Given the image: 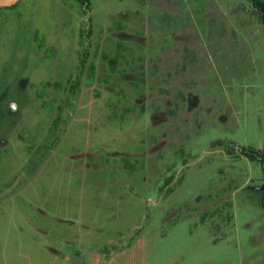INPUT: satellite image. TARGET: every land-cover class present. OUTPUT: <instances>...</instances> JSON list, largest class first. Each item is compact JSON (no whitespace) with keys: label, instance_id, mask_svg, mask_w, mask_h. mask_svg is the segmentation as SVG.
<instances>
[{"label":"rangeland","instance_id":"obj_1","mask_svg":"<svg viewBox=\"0 0 264 264\" xmlns=\"http://www.w3.org/2000/svg\"><path fill=\"white\" fill-rule=\"evenodd\" d=\"M263 152L245 0L0 7V264H264Z\"/></svg>","mask_w":264,"mask_h":264},{"label":"trees","instance_id":"obj_2","mask_svg":"<svg viewBox=\"0 0 264 264\" xmlns=\"http://www.w3.org/2000/svg\"><path fill=\"white\" fill-rule=\"evenodd\" d=\"M80 4L88 0H77ZM251 8L252 14L257 18L258 22L264 26V0H245ZM252 157V155H251ZM262 162V169L264 172V152L261 157L258 158ZM260 194V200L264 204V197L262 198Z\"/></svg>","mask_w":264,"mask_h":264},{"label":"water","instance_id":"obj_3","mask_svg":"<svg viewBox=\"0 0 264 264\" xmlns=\"http://www.w3.org/2000/svg\"><path fill=\"white\" fill-rule=\"evenodd\" d=\"M18 2V0H0V7H10L15 5ZM257 190L261 191L262 198L264 196V184H262L259 187H256Z\"/></svg>","mask_w":264,"mask_h":264}]
</instances>
